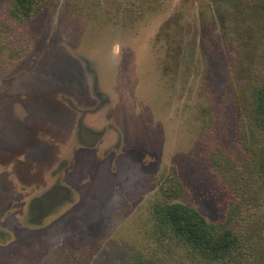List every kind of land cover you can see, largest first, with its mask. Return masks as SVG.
<instances>
[{
	"label": "rangeland",
	"instance_id": "obj_1",
	"mask_svg": "<svg viewBox=\"0 0 264 264\" xmlns=\"http://www.w3.org/2000/svg\"><path fill=\"white\" fill-rule=\"evenodd\" d=\"M260 1L0 0V264H209L155 219L172 170L264 264Z\"/></svg>",
	"mask_w": 264,
	"mask_h": 264
},
{
	"label": "trees",
	"instance_id": "obj_2",
	"mask_svg": "<svg viewBox=\"0 0 264 264\" xmlns=\"http://www.w3.org/2000/svg\"><path fill=\"white\" fill-rule=\"evenodd\" d=\"M48 1L52 0H9L7 14L18 22L27 21ZM260 8L264 12V0L260 1ZM254 107L256 115L263 121L264 87L256 89ZM258 176L264 187V162ZM160 185L165 200L156 206L154 215L161 229L176 234L209 264H251L246 246L232 231L228 221L210 223L196 209L178 201L183 188L175 170L163 177ZM129 264L152 263L135 256Z\"/></svg>",
	"mask_w": 264,
	"mask_h": 264
}]
</instances>
